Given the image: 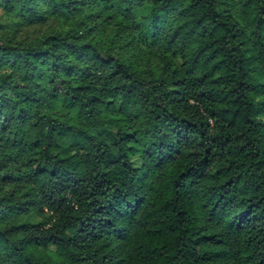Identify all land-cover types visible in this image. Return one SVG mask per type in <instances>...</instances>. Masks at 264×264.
I'll return each mask as SVG.
<instances>
[{
	"label": "trees",
	"instance_id": "obj_1",
	"mask_svg": "<svg viewBox=\"0 0 264 264\" xmlns=\"http://www.w3.org/2000/svg\"><path fill=\"white\" fill-rule=\"evenodd\" d=\"M1 3L0 264H264V0Z\"/></svg>",
	"mask_w": 264,
	"mask_h": 264
},
{
	"label": "rangeland",
	"instance_id": "obj_2",
	"mask_svg": "<svg viewBox=\"0 0 264 264\" xmlns=\"http://www.w3.org/2000/svg\"><path fill=\"white\" fill-rule=\"evenodd\" d=\"M87 16L88 10L76 14L71 13L68 16L47 15L45 18L32 19L25 17L20 12L9 10L0 0V39L40 44L71 30ZM90 23L100 25L99 29L94 31L100 39L111 40L115 34L114 27L103 20L98 21L94 17L90 19ZM128 43V40L120 41L118 39L115 48L124 53L128 59H135L146 67L161 68L162 64L156 54L145 52L140 55L139 50H135L134 45L127 46ZM37 217L43 218L39 214Z\"/></svg>",
	"mask_w": 264,
	"mask_h": 264
}]
</instances>
